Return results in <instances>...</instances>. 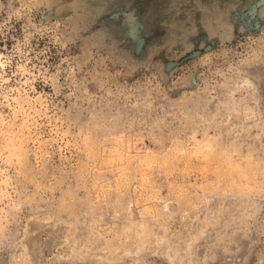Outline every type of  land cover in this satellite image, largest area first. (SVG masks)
I'll return each mask as SVG.
<instances>
[{"label":"rangeland","instance_id":"374dc122","mask_svg":"<svg viewBox=\"0 0 264 264\" xmlns=\"http://www.w3.org/2000/svg\"><path fill=\"white\" fill-rule=\"evenodd\" d=\"M0 264H264V0H0Z\"/></svg>","mask_w":264,"mask_h":264}]
</instances>
